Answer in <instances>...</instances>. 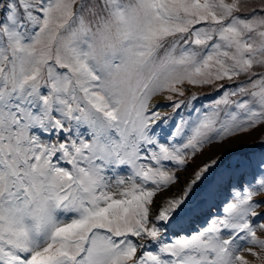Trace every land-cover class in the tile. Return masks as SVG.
I'll return each mask as SVG.
<instances>
[{"label": "snow or ice", "instance_id": "snow-or-ice-1", "mask_svg": "<svg viewBox=\"0 0 264 264\" xmlns=\"http://www.w3.org/2000/svg\"><path fill=\"white\" fill-rule=\"evenodd\" d=\"M0 264H264V0H0Z\"/></svg>", "mask_w": 264, "mask_h": 264}, {"label": "rangeland", "instance_id": "rangeland-1", "mask_svg": "<svg viewBox=\"0 0 264 264\" xmlns=\"http://www.w3.org/2000/svg\"><path fill=\"white\" fill-rule=\"evenodd\" d=\"M255 138V136L250 135V136H245L242 138L241 142H248L250 139ZM235 141L231 144V145H221V146H217L215 144H213L210 147H206L205 149V153L204 156H198L196 162L193 164V166L191 168H189V172H191L192 168L196 167V165L202 160L207 158L208 156L211 155H215L218 154L220 151H223L225 147L231 146L234 147L235 146ZM183 179V178H182Z\"/></svg>", "mask_w": 264, "mask_h": 264}]
</instances>
